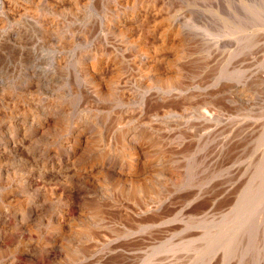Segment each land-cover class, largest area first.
<instances>
[{
  "label": "rangeland",
  "instance_id": "374dc122",
  "mask_svg": "<svg viewBox=\"0 0 264 264\" xmlns=\"http://www.w3.org/2000/svg\"><path fill=\"white\" fill-rule=\"evenodd\" d=\"M0 158V264H264V0H0Z\"/></svg>",
  "mask_w": 264,
  "mask_h": 264
},
{
  "label": "bare ground",
  "instance_id": "6f19581e",
  "mask_svg": "<svg viewBox=\"0 0 264 264\" xmlns=\"http://www.w3.org/2000/svg\"><path fill=\"white\" fill-rule=\"evenodd\" d=\"M44 121V120H43ZM28 126V125H27ZM39 131V130H38ZM80 132V131H79ZM84 136H85V134H83V132H81V134H79L78 135V138H76L77 139V142L78 143H80L81 141L83 142V138H84ZM77 145V144H76ZM77 146H80V144L79 145H77ZM136 146V145H135ZM135 146H134V144H131V151H135L136 150V148H135ZM131 154V153H130ZM133 154V153H132ZM127 156H130V155H127ZM123 157V159H118L119 160V162L117 163H115L114 164V166L117 168L119 165L120 166H124L125 165V167H126V172H125V174H126V176L128 175V174H133L137 169H139L138 168V166H139V163H140V155L139 154H136L135 156L134 155H131L130 157ZM69 157V156H68ZM68 157H66V159L63 161L65 164H68V163H71V157L70 158H68ZM1 159V158H0ZM48 158H45V159H43V161H42V163H47L48 162ZM74 161V160H73ZM63 162L61 163V164H63ZM49 163H51V161L49 162ZM107 163V162H106ZM105 162H101V163H99V164H97L98 166H96V167H99V169H100V171H102V172H105V168L107 167V164H106ZM48 165V164H47ZM53 165V164H52ZM91 167V166H90ZM109 167V166H108ZM90 170L91 169H93V167H91V168H89ZM118 169V168H117ZM121 169V168H120ZM123 169V168H122ZM120 171V170H119ZM90 173V172H89ZM131 176V175H130ZM32 178V177H31ZM35 180V178L33 179V181ZM32 181V180H31ZM140 185V184H139ZM148 186H151V185H148ZM138 188V187H137ZM143 188H145V187H143ZM142 188V189H143ZM135 189H136V187H135ZM140 189H141V187H140ZM141 189V190H142ZM149 189H151V188H149ZM138 190V189H137ZM141 190L140 191H137V192H140L141 193ZM144 190V189H143ZM153 189H151V191H152ZM148 191V190H147ZM154 191V190H153ZM144 192V191H143ZM9 197V196H8ZM19 200V199H18ZM32 200V199H31ZM8 204V203H7ZM20 204V203H19ZM63 214V213H62ZM58 228H60V225L58 226ZM22 240V239H21ZM24 243H22L21 242V246L23 245ZM19 249V248H18ZM12 250H13V248H12ZM3 262H4V264H19V261H18V259H16L14 256H12V254H10V255H8V257H6L4 260H3Z\"/></svg>",
  "mask_w": 264,
  "mask_h": 264
}]
</instances>
